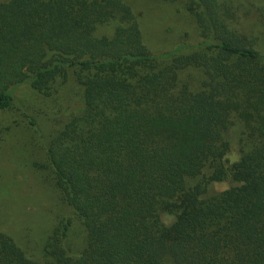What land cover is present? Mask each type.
Wrapping results in <instances>:
<instances>
[{"label": "trees", "instance_id": "1", "mask_svg": "<svg viewBox=\"0 0 264 264\" xmlns=\"http://www.w3.org/2000/svg\"><path fill=\"white\" fill-rule=\"evenodd\" d=\"M182 1L200 41L154 54L128 0H0V111L22 87L53 97L69 70L82 85L44 146L86 232L75 250L60 221L41 259L0 231V264H264V0Z\"/></svg>", "mask_w": 264, "mask_h": 264}, {"label": "rangeland", "instance_id": "2", "mask_svg": "<svg viewBox=\"0 0 264 264\" xmlns=\"http://www.w3.org/2000/svg\"><path fill=\"white\" fill-rule=\"evenodd\" d=\"M128 3L139 14L143 39L152 53L159 54L181 43L194 45L200 41L196 18L184 1L128 0ZM192 73L190 76L199 86V74ZM81 96L82 85L73 70H69L67 81L58 85L53 97L26 87L17 91L16 106L27 109L35 117L44 137L29 127L28 119L18 107L13 111H0V128L11 125L9 130L0 131V231L10 234L34 258L43 259L47 237L64 219L72 221L70 240L74 242L75 250L85 244V228L56 187L44 146L49 139L47 129L52 126L51 118L79 112ZM238 134L239 126L235 125L232 129L233 145L227 155L231 161L239 158ZM209 173L207 168L192 182ZM231 185L230 181L215 182L208 186V190L216 193ZM162 219L171 224L175 218L163 213Z\"/></svg>", "mask_w": 264, "mask_h": 264}]
</instances>
